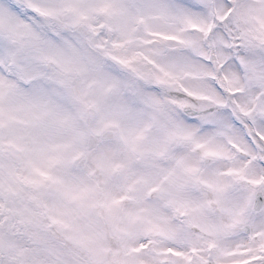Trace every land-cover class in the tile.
I'll return each mask as SVG.
<instances>
[{
	"label": "snow or ice",
	"instance_id": "snow-or-ice-1",
	"mask_svg": "<svg viewBox=\"0 0 264 264\" xmlns=\"http://www.w3.org/2000/svg\"><path fill=\"white\" fill-rule=\"evenodd\" d=\"M0 264H264V0H0Z\"/></svg>",
	"mask_w": 264,
	"mask_h": 264
}]
</instances>
